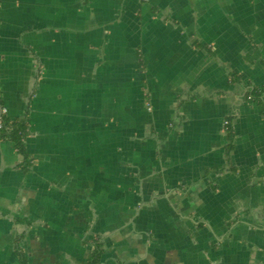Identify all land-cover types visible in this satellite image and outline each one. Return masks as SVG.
I'll use <instances>...</instances> for the list:
<instances>
[{"label": "crops", "instance_id": "1", "mask_svg": "<svg viewBox=\"0 0 264 264\" xmlns=\"http://www.w3.org/2000/svg\"><path fill=\"white\" fill-rule=\"evenodd\" d=\"M262 89L264 0H0V264H264Z\"/></svg>", "mask_w": 264, "mask_h": 264}, {"label": "trees", "instance_id": "2", "mask_svg": "<svg viewBox=\"0 0 264 264\" xmlns=\"http://www.w3.org/2000/svg\"><path fill=\"white\" fill-rule=\"evenodd\" d=\"M264 92V89H262ZM254 100L259 102H264V99L260 98V95H256L254 93ZM0 106L2 105L1 98H0ZM263 112H264V105H263ZM0 121L2 124L0 125V137L3 139H8L15 144L16 151L22 156L23 163L25 169L29 168L30 160L26 153L25 149V140L28 136V120L27 117H23L22 119L18 120H11L7 115H1ZM227 128L230 129L229 122H227ZM93 249L91 254L88 258V264H100L102 258V248L103 243L100 238L94 239L90 241ZM17 256L19 257L22 264H26L25 256L23 255L20 248H17Z\"/></svg>", "mask_w": 264, "mask_h": 264}, {"label": "built area", "instance_id": "3", "mask_svg": "<svg viewBox=\"0 0 264 264\" xmlns=\"http://www.w3.org/2000/svg\"><path fill=\"white\" fill-rule=\"evenodd\" d=\"M6 115V110L4 109V107L3 106H0V116L1 115ZM2 124V122L0 121V125ZM227 122L225 123V126L227 127Z\"/></svg>", "mask_w": 264, "mask_h": 264}]
</instances>
